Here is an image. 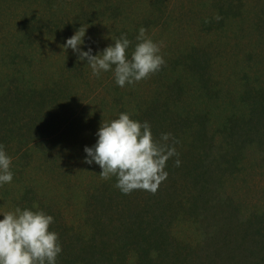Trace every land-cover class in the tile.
<instances>
[{
  "label": "rangeland",
  "instance_id": "rangeland-1",
  "mask_svg": "<svg viewBox=\"0 0 264 264\" xmlns=\"http://www.w3.org/2000/svg\"><path fill=\"white\" fill-rule=\"evenodd\" d=\"M82 26L81 51L97 55L126 34L129 59L144 27L163 42L165 64L125 87L112 71L97 78L63 47ZM256 90H264V0H0V144L14 174L0 186V212L53 216L57 264H87L81 248L110 254L105 264H264V117L252 115ZM122 112L149 122L156 140L171 133L167 143L178 141L179 154L172 159L198 166L204 185L217 190L199 213L191 206L200 185L177 176L172 189L167 168L155 194H123L116 177L102 180L100 166L84 162L102 121ZM171 193L179 217L170 224V254L143 253L126 240L125 210Z\"/></svg>",
  "mask_w": 264,
  "mask_h": 264
},
{
  "label": "clouds",
  "instance_id": "clouds-1",
  "mask_svg": "<svg viewBox=\"0 0 264 264\" xmlns=\"http://www.w3.org/2000/svg\"><path fill=\"white\" fill-rule=\"evenodd\" d=\"M220 18L217 15L216 19ZM87 28L82 26L63 47L71 48L80 60L86 59L92 75L97 78L101 72L112 71L116 84L125 87L148 79L165 64L161 54L163 42L154 41L144 27L139 29L138 42L130 59L127 50L131 41L126 34L112 38L114 46L109 45L97 55L92 54L91 48L81 51ZM97 136L93 147H85L84 162L99 165L102 180L116 177L114 186L123 194H131L134 190L155 194L168 177L167 161L179 156L174 146L178 141L173 140L172 145L167 143L172 138L171 133H163L160 140H156L149 122L132 119L127 112L120 113L116 119L102 121ZM180 164L177 158L175 166ZM11 165L12 158L0 144V186L12 182ZM33 207L39 208L38 205ZM0 215L3 216L0 219V264H57L62 245L59 234L50 230L53 216L43 210L20 207L0 212Z\"/></svg>",
  "mask_w": 264,
  "mask_h": 264
},
{
  "label": "trees",
  "instance_id": "trees-1",
  "mask_svg": "<svg viewBox=\"0 0 264 264\" xmlns=\"http://www.w3.org/2000/svg\"><path fill=\"white\" fill-rule=\"evenodd\" d=\"M257 94L258 100L256 103V107L253 110V114L256 117H264V90L255 91ZM256 108L259 110L256 113ZM255 112V113H254ZM255 117L252 116L250 121H253ZM261 120V119H259ZM245 124L249 125V120H244ZM258 121V119L256 120ZM257 129L256 125H253L250 132L255 131ZM177 158H169L166 163V168L170 173V177L172 180V189L174 188V183H176V177H181L180 182H187L192 184L200 185L199 191L194 194L192 198V208L196 213H199L197 207L205 205V202H209L213 197V192L217 191L216 189H210L209 183L204 185V182H209V180L205 179L200 172H198V166L189 167L186 164H180L179 167L175 166V161ZM179 159V158H178ZM190 178V179H189ZM178 184V183H176ZM171 189V190H172ZM170 190V191H171ZM176 190V189H175ZM174 190V191H175ZM166 191V190H165ZM169 191V192H170ZM168 192V190H167ZM160 193V192H159ZM186 193V192H183ZM168 199L164 200L160 194L159 198H156L154 203L151 205H146L145 208H140L138 212H133L126 208V212L131 217V223L129 224V229L127 228V232L125 234L126 240L131 241L132 244L139 247L143 253H149L152 249L156 250L158 254L169 255L170 254V224L172 220L176 217H179L178 209L176 205V200L174 195H167ZM205 200V201H204ZM182 201H179L181 203ZM204 212H209V208H203ZM260 231L258 232V234ZM125 241V239H123ZM173 245V244H172ZM179 244L175 245V248L182 252L185 250L184 248L179 250ZM173 247V246H172ZM82 259L87 264H105V262L111 261L112 257L110 254L104 252L105 257L98 256V254L102 251H89L88 248H81ZM101 257V258H100ZM107 259V261L105 260ZM66 262H72L71 259L66 258ZM104 261V262H103Z\"/></svg>",
  "mask_w": 264,
  "mask_h": 264
}]
</instances>
